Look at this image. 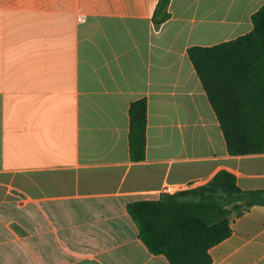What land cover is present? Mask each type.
I'll return each mask as SVG.
<instances>
[{
  "label": "crops",
  "instance_id": "1",
  "mask_svg": "<svg viewBox=\"0 0 264 264\" xmlns=\"http://www.w3.org/2000/svg\"><path fill=\"white\" fill-rule=\"evenodd\" d=\"M0 0V264H170L139 239L130 202L226 170L264 190V154L228 153L189 59L250 33L264 0ZM147 100V148L129 107ZM213 264H264V207L232 223Z\"/></svg>",
  "mask_w": 264,
  "mask_h": 264
},
{
  "label": "trees",
  "instance_id": "2",
  "mask_svg": "<svg viewBox=\"0 0 264 264\" xmlns=\"http://www.w3.org/2000/svg\"><path fill=\"white\" fill-rule=\"evenodd\" d=\"M171 0H159L157 28L170 17ZM253 29L235 40L188 49L232 156L264 154V5L252 16ZM147 100L129 107V154L142 162L147 148ZM255 206L264 190H243L236 176L219 172L205 185L159 200L130 202L127 211L139 239L170 264H213L210 250L233 234L232 223Z\"/></svg>",
  "mask_w": 264,
  "mask_h": 264
},
{
  "label": "built area",
  "instance_id": "3",
  "mask_svg": "<svg viewBox=\"0 0 264 264\" xmlns=\"http://www.w3.org/2000/svg\"><path fill=\"white\" fill-rule=\"evenodd\" d=\"M187 189H191L190 187H187L186 185H166L163 188V194H170V195H174L177 194L179 192H182L184 190Z\"/></svg>",
  "mask_w": 264,
  "mask_h": 264
}]
</instances>
